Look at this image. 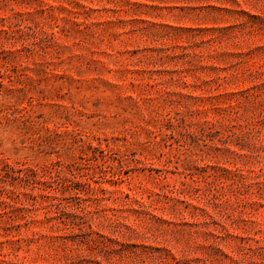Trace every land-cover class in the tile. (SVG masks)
Returning a JSON list of instances; mask_svg holds the SVG:
<instances>
[{"label":"rangeland","instance_id":"374dc122","mask_svg":"<svg viewBox=\"0 0 264 264\" xmlns=\"http://www.w3.org/2000/svg\"><path fill=\"white\" fill-rule=\"evenodd\" d=\"M0 264H264V0H0Z\"/></svg>","mask_w":264,"mask_h":264}]
</instances>
